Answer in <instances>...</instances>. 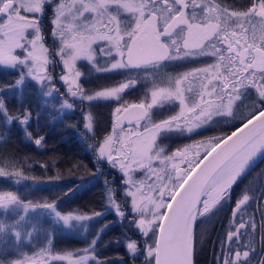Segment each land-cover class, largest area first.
<instances>
[{
  "label": "snow or ice",
  "instance_id": "6c2138e0",
  "mask_svg": "<svg viewBox=\"0 0 264 264\" xmlns=\"http://www.w3.org/2000/svg\"><path fill=\"white\" fill-rule=\"evenodd\" d=\"M49 15L51 48L42 23ZM100 57L106 58L102 65ZM206 58L212 62L175 74L166 71L172 62ZM78 61L89 62L96 72H120L124 79L102 91H86L80 83L86 74ZM57 62L66 69L60 80L71 97L119 102L116 125L90 147L98 160L121 174L123 200L113 199L112 188L106 189V199L120 223L138 234L136 239L122 234L130 257L143 255L144 264H195L196 242L206 234L203 226L233 202L238 180L264 156V0H0V66L18 75L0 84V142L6 143V134L18 125L35 145L43 146L44 137H32L33 117L24 106V91L35 82L43 95H52L49 66ZM141 74L154 77L144 81L150 87L139 102L126 101L125 90L134 87ZM8 93L16 96L19 108L10 109L11 101L4 98ZM64 107L73 105L65 101ZM161 110L166 115L161 116ZM85 119L84 128L92 132L93 114ZM220 122L234 130L175 150L166 143L172 134H199ZM22 159L0 158V177L14 185L36 183L24 173ZM61 178L57 174L49 180ZM250 200L264 201V192L254 197L242 191L235 198L233 216ZM36 208L70 229L103 215L78 210L62 214L56 201L33 203L17 191L0 189V215L14 219L0 220V264H109L97 247L107 224L74 252L53 251V229L45 236L47 247L11 259L18 245L22 248L25 239H33L22 222ZM234 223L235 229L220 241L222 249L227 245L220 264H264V237L257 251L251 235L256 224H245L242 215ZM241 229H247V244L240 243L245 235Z\"/></svg>",
  "mask_w": 264,
  "mask_h": 264
},
{
  "label": "trees",
  "instance_id": "16d2710c",
  "mask_svg": "<svg viewBox=\"0 0 264 264\" xmlns=\"http://www.w3.org/2000/svg\"><path fill=\"white\" fill-rule=\"evenodd\" d=\"M46 21H49V17ZM58 65L59 62L54 66L52 65L54 75H56L54 70ZM114 73L115 71L109 76L106 73H99L96 76L100 77L101 80L96 81V83L101 82L99 86L102 87L107 84L115 85L122 75L117 72L118 75L114 77ZM151 77L153 80L154 77ZM17 78L18 75L15 70H5L0 66V84H9ZM57 78L55 76V80L51 84L53 87L56 86L63 90V86ZM33 84H29L24 91L26 100L24 106L29 108L32 113L33 118L30 122L32 137L33 139L44 137L43 146L35 145L32 140L25 136L18 125H13L10 132L6 134L9 137L7 142H0V158L18 160L24 158L21 160L24 173L34 177L36 183L28 180L19 185H14L10 178L0 177V189L17 191L22 199L31 200L33 203L43 202V200L56 201L57 209L63 213L77 210L88 215L94 212L103 213L102 216L88 221L83 228L81 237L66 233V230H62L66 227L62 225H55L54 238L51 244L53 251L60 253L70 251L75 247H85L87 240L94 237L97 229L107 224L108 227L101 234L97 244L99 256L106 259L109 264H144V256L139 255L133 260L123 242V233L127 232L133 239L138 238V234L130 231L126 222L121 224L115 211L107 206L106 189L108 188L114 189L113 194L118 202L123 200L120 192L121 174L105 161L98 160L90 147L100 140L102 133L111 125L108 107L111 108L112 100L92 103V106H97L95 109L91 108L97 118V123L94 122V129L89 132L83 126L86 121L85 112L89 110L87 103L85 107L84 103L80 106L77 101H73V110L57 116L56 108L52 107L47 100L43 101L41 87L33 86ZM55 93L56 97H63L61 93ZM64 95L66 98V93ZM4 98L6 102L11 101L10 109L14 110L20 107L16 102L15 95L8 93L5 94ZM232 129V125L220 122L203 130H198L199 134L192 133L190 136H183L182 139L192 140L210 135H224ZM0 132H3L2 125H0ZM2 140L3 137H0V141ZM180 140L174 141V143L177 142L176 144L171 143L177 146L183 143L179 142ZM57 174L62 178L49 180L50 177H55ZM41 181L43 183H40ZM260 187L264 188V156L238 180L234 186L232 203L242 191L247 192L250 196L258 197L264 192V189L260 190ZM69 189L73 190L69 191ZM229 215V212L223 213L222 209L210 224L203 226L202 230L206 229V234L203 240L198 239L196 242L195 264H220L218 258L227 248L225 245V249H222L220 241L226 237ZM116 241L120 242L117 243ZM32 248L24 245L21 252L26 254Z\"/></svg>",
  "mask_w": 264,
  "mask_h": 264
},
{
  "label": "rangeland",
  "instance_id": "374dc122",
  "mask_svg": "<svg viewBox=\"0 0 264 264\" xmlns=\"http://www.w3.org/2000/svg\"><path fill=\"white\" fill-rule=\"evenodd\" d=\"M67 2H70V0H67ZM47 19V18H46ZM46 19H44L42 21L43 25H44V29H45V33H46V37H47V46H49L50 48L52 47L53 45V41L50 37V29H51V24L49 23L50 19H51V16L49 15V21H46ZM19 51V50H18ZM58 59V58H57ZM99 59V63L102 65L104 63V60L106 58L104 57H100L98 58ZM186 61H176V62H172V64L170 66L174 67L173 65H177L179 63H185ZM210 63L212 62L210 58H206L205 60H196L195 61V64L194 66H191V67H183L181 70L179 71H176V72H173V73H169V74H175V73H179V72H183V71H188L192 68H195V67H201L204 65V63ZM186 63H189V62H186ZM77 67L80 68V70L85 73L86 75L84 76H81L80 78V83L81 85L84 87V89L86 91L88 90H95V91H102L104 87L102 86H99V84L101 83H96V81L98 80H101L100 77L96 76L98 75L99 73H104V72H96L95 68L92 66V64H90L89 62H86V61H78L77 62ZM49 72L51 73L52 77H53V80L55 76H57V80H59V83L62 84L63 86V90L62 89H58L56 86L52 87L55 89V90H58V91H55L53 90L52 91V95L48 96V95H43V101L47 100V102H49L52 107L56 108L57 110V116H61L63 113H68L70 112L71 110L74 109V103L73 101H77L78 104H80V106L84 103V106L86 107V103L88 104V108L89 110H87L85 112V118L87 116V114L89 112H91L93 114V116L95 117L93 111L91 110L92 108V103L93 104H96L97 102L96 101H93V102H88V101H80L78 98H74V97H71L69 94H68V91H67V86L64 84V82L62 80H60V76L62 74H66V69L64 68L63 64L62 63H59V65L57 66V68L54 70V72L56 73V75H54L53 73V67L52 65L49 66ZM116 72V71H115ZM110 73L112 72H109V73H106L108 74V76L110 75ZM121 76V75H120ZM120 79H124L123 76L119 77ZM151 76L149 77V80L148 81H151ZM117 80L116 82L120 81ZM52 80V81H53ZM51 81V82H52ZM106 86H114V84H107ZM150 86V85H149ZM163 86V85H161ZM56 87V88H55ZM128 90V89H127ZM127 90H125V93L123 94L124 96V99L128 102H131L132 100H130V98L128 97V94H127ZM41 91L43 93L44 89L41 88ZM55 92H59L61 93V95L63 97H56V93ZM66 93V98H65V94ZM140 99H143V97H139L138 100ZM67 101V103H71L73 105V107L71 109L69 108H66L64 107V102ZM119 106V102L117 101H114L112 100V104H111V108H110V111L112 109V112L114 114V123L112 124V126L110 125L103 133H102V136L100 138L99 141H102L103 138L108 135L113 126L116 125L117 123V114L115 113V108ZM160 115L163 116V115H166V113L161 110L160 112ZM94 122L93 121V129H94ZM86 123V121H85ZM126 127H131L130 125L126 124L125 125ZM117 131H119V129H117ZM187 135H190V134H186ZM178 136H184V135H179V134H172L170 136V138L168 140H166V143L171 147L172 150H175L177 147H181V146H184V145H187V144H191L195 141H199V140H203L207 137H210V136H205V137H201L200 139H192V140H186V139H182L181 142L183 143H180L179 145L177 146H174L171 141H169L170 139L172 140L173 138L175 137H178ZM189 138V137H188ZM178 138H175V140H177ZM121 178V177H120ZM121 192V190H120ZM112 196H113V199L118 202L117 199H115L114 197V194L112 193ZM107 202V206L108 208L112 209V207L109 205V202L108 200H106ZM223 209V208H222ZM58 210V209H57ZM113 210V209H112ZM19 212L20 215H23V209H19L17 210ZM62 214H67V212H62ZM90 216L92 214H89ZM13 216L15 218L18 219V216L15 215V213H13ZM0 220H5L7 221L8 223H13L14 222V219L10 218L8 215H0ZM24 224V228L26 231L28 232H32L33 233V239L31 240H28V239H25L24 240V245H27V247L29 248H32L34 246V248H32L31 250H28L26 255L28 256H33L34 253L36 251H38L41 247H47L48 244H47V241L45 239V236L47 233H51L53 232V229L56 226H59L60 224H57L54 217L49 215L47 210H44V209H40V208H36V209H30L26 218H25V221L22 222ZM88 223V221H81V222H76L75 223V227L74 228H67L66 229H62V230H66V233H70V234H73V235H78V236H82V233H83V228L85 227V225ZM65 227V226H64ZM101 228V227H99ZM98 228V229H99ZM97 229V230H98ZM94 238V237H93ZM92 239V238H91ZM24 247V246H23ZM23 247H19V245L17 246V248L15 249L16 251V255L15 256H11L10 258L11 259H22L23 257L19 255V253L22 251ZM86 247V246H85ZM81 248H84L83 246H80L79 248L75 247L74 249H70V251H76L77 249H81ZM56 252V251H54ZM68 252V251H67ZM61 254H64L65 252H60ZM51 264H68L67 261H51Z\"/></svg>",
  "mask_w": 264,
  "mask_h": 264
},
{
  "label": "flooded vegetation",
  "instance_id": "af4514ba",
  "mask_svg": "<svg viewBox=\"0 0 264 264\" xmlns=\"http://www.w3.org/2000/svg\"><path fill=\"white\" fill-rule=\"evenodd\" d=\"M236 2L239 3V2H242V0H236ZM194 64H195L194 61L189 62V63H186V62L185 63H179L177 65H173L174 67L169 66V68L166 71L169 73H173V72L181 70L183 67L194 66ZM117 75H118V73L116 71L114 73V77H116ZM149 77H150V75L141 74L137 84L134 87L127 90L128 97L130 98V100H132L131 102H139V100H138L139 97H141V96L143 97V93L148 89V87H150L149 84L144 83L145 80H147V81L149 80ZM101 101H103V100H101ZM101 101H96V102L99 103ZM96 107L97 106H92L93 109H95ZM108 109L110 110V107H108ZM110 118H109V121H110L111 126H112V124L114 123V114L112 112V109L110 111ZM96 119L97 118L94 117V121L97 123ZM107 123H108V121H107ZM126 124H128V123H125V125ZM190 135H187V136H190ZM184 136H186V135H184ZM175 138L182 140V138H184V137L178 136ZM175 138H173L172 140L170 139L169 141L174 143ZM177 140H175V141H177ZM181 140L179 142H181ZM176 143H174V144H176ZM262 189H264V188L260 187V190H262ZM234 209H235V203H232V202L225 204L223 207V213L229 212V214H230L228 222H227V226H226V231L228 232L229 230L235 229L236 224L234 223V221H239V218L241 215L243 216V222L245 224H249V223L254 222L256 224V230L253 231L251 233V235H252V237L255 238V242L257 245V251H259V244L261 242V238L264 237V227H262V224H264V201H259L257 203H253V201H249L248 205L242 206L243 211L241 213H237L235 217L233 216ZM254 214H256V216H254ZM241 232L244 233L245 235H243L241 237L240 243L241 244H247L248 243L247 229H241Z\"/></svg>",
  "mask_w": 264,
  "mask_h": 264
},
{
  "label": "water",
  "instance_id": "95a60500",
  "mask_svg": "<svg viewBox=\"0 0 264 264\" xmlns=\"http://www.w3.org/2000/svg\"><path fill=\"white\" fill-rule=\"evenodd\" d=\"M121 122L125 124V123H127V120H125V119L122 118V121H121ZM232 130H234V129H232ZM232 130H231V131H232ZM231 131L228 132L227 134H230ZM262 157H263V156L258 157V158L255 160L254 164H255L259 159H261ZM254 164H253V165H254ZM253 165H252V166H253Z\"/></svg>",
  "mask_w": 264,
  "mask_h": 264
}]
</instances>
